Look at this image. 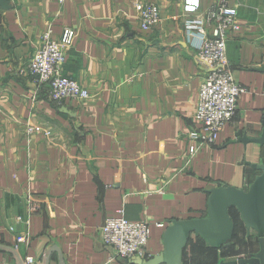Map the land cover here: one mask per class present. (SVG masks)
Wrapping results in <instances>:
<instances>
[{
	"label": "crops",
	"instance_id": "obj_1",
	"mask_svg": "<svg viewBox=\"0 0 264 264\" xmlns=\"http://www.w3.org/2000/svg\"><path fill=\"white\" fill-rule=\"evenodd\" d=\"M215 0H200L205 12ZM138 2L154 3L159 24L142 30ZM240 30L226 57L246 87L214 143L189 133L205 71L196 60L182 0H0V264H134L103 244L100 227L120 211L148 223L143 260L164 249L174 221L207 216L209 190H247L264 163V144L239 142L264 130V0H230ZM75 31L62 73L86 100L48 98L23 71L41 35ZM22 70V71H21ZM28 125L49 129L29 134ZM233 211V213L231 212ZM226 246L191 233L181 264H220L260 249L235 209ZM27 220V221H25ZM161 224L162 226H158ZM28 242L15 248L16 236Z\"/></svg>",
	"mask_w": 264,
	"mask_h": 264
},
{
	"label": "built area",
	"instance_id": "obj_2",
	"mask_svg": "<svg viewBox=\"0 0 264 264\" xmlns=\"http://www.w3.org/2000/svg\"><path fill=\"white\" fill-rule=\"evenodd\" d=\"M182 4L186 13L195 14L196 18L186 23L187 32L196 51V60L205 71L194 110L199 127L189 133V139L194 143L189 148L192 154L197 143L216 141L222 127L234 118L238 99L246 92V87L234 79L226 57L228 34L240 30L237 8L230 4V0H215L205 12H200V0H182ZM134 9L142 30L153 29L159 24L160 10L156 4L138 2ZM75 35L73 29L66 28L61 37L56 39L51 30H46L23 69L32 77L37 88L41 85L47 88L48 98L55 102L65 99L86 100L90 97L88 89L62 73L67 51ZM26 130L29 134L40 131L47 138L52 136L49 129L33 125H28ZM100 234L103 244L111 247L117 257L130 260L144 254L150 229L144 220L126 219L121 210L118 216L105 219ZM27 242L26 233L19 234L16 236L15 248ZM34 263L35 260L30 256H26L22 262Z\"/></svg>",
	"mask_w": 264,
	"mask_h": 264
},
{
	"label": "water",
	"instance_id": "obj_3",
	"mask_svg": "<svg viewBox=\"0 0 264 264\" xmlns=\"http://www.w3.org/2000/svg\"><path fill=\"white\" fill-rule=\"evenodd\" d=\"M236 140L264 144V130L258 138L237 135ZM253 166L259 174L247 190L228 185L212 188L209 190L206 217L174 221L163 233L162 253L147 261L139 256L132 257L130 261L134 264H181L182 250L191 233L201 236L210 246H226L234 230L230 210L235 209L245 229L256 232L260 249L249 258L220 264H264V163Z\"/></svg>",
	"mask_w": 264,
	"mask_h": 264
},
{
	"label": "rangeland",
	"instance_id": "obj_4",
	"mask_svg": "<svg viewBox=\"0 0 264 264\" xmlns=\"http://www.w3.org/2000/svg\"><path fill=\"white\" fill-rule=\"evenodd\" d=\"M233 213V211H231Z\"/></svg>",
	"mask_w": 264,
	"mask_h": 264
}]
</instances>
